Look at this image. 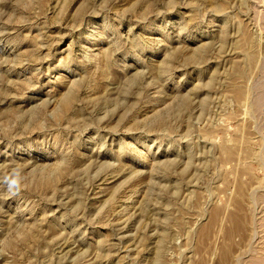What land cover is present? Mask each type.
Returning <instances> with one entry per match:
<instances>
[{"label":"rangeland","instance_id":"1","mask_svg":"<svg viewBox=\"0 0 264 264\" xmlns=\"http://www.w3.org/2000/svg\"><path fill=\"white\" fill-rule=\"evenodd\" d=\"M0 264H264V0H0Z\"/></svg>","mask_w":264,"mask_h":264},{"label":"clouds","instance_id":"2","mask_svg":"<svg viewBox=\"0 0 264 264\" xmlns=\"http://www.w3.org/2000/svg\"><path fill=\"white\" fill-rule=\"evenodd\" d=\"M22 175L19 169H13L12 172L4 177L3 183L7 185L9 192L16 195L21 190Z\"/></svg>","mask_w":264,"mask_h":264}]
</instances>
